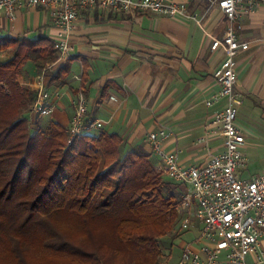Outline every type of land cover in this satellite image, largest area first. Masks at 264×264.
<instances>
[{"label":"crops","instance_id":"crops-1","mask_svg":"<svg viewBox=\"0 0 264 264\" xmlns=\"http://www.w3.org/2000/svg\"><path fill=\"white\" fill-rule=\"evenodd\" d=\"M165 1L186 3L199 20L143 10L83 12L71 31L73 58L61 62L67 67L64 81L46 88L54 105L50 120L68 128L82 91L86 118L105 120L102 128L118 133L126 151H151L160 162L146 137L165 126L173 134L161 139V149L170 153L178 147L182 164L201 163L223 149L212 122L224 100L211 107L205 100L220 87L213 72L223 52L210 45L224 35L228 21L217 6L209 7V0ZM238 21L236 33L249 47L236 56L235 87L242 99L236 121L245 136L241 150L249 162L254 155L264 158V3ZM55 32L45 8H17L13 19L0 12V35L54 39ZM261 163L257 172L262 171L263 159ZM238 176L249 177H243V170ZM260 250L262 257L249 254L247 264H264V237Z\"/></svg>","mask_w":264,"mask_h":264},{"label":"trees","instance_id":"trees-1","mask_svg":"<svg viewBox=\"0 0 264 264\" xmlns=\"http://www.w3.org/2000/svg\"><path fill=\"white\" fill-rule=\"evenodd\" d=\"M0 53L7 55L0 61V247L16 264H31L25 254L34 239L90 264H157L161 238L179 220L173 189L180 183L164 178L151 151H126L116 132L99 128L67 142L68 128L38 119V91L17 77L27 64L36 76L55 64L46 88L64 81L53 38L0 35ZM65 216L90 237L109 226L112 241L96 252L81 248L64 236Z\"/></svg>","mask_w":264,"mask_h":264},{"label":"built area","instance_id":"built-area-1","mask_svg":"<svg viewBox=\"0 0 264 264\" xmlns=\"http://www.w3.org/2000/svg\"><path fill=\"white\" fill-rule=\"evenodd\" d=\"M264 0H209V7L217 6L226 16L228 24L221 38L213 39L211 50L222 49L223 58L213 76L219 81V90L211 94L205 104L209 107L224 100L223 107L215 113L212 124L223 139V149L212 154L204 162L182 164L181 150L165 153L161 139L173 134L163 126L147 134L146 140L152 151L160 158L168 178L184 184L187 192L183 204L194 208V216L185 214L182 228L197 233L181 246L178 261L174 264H247V256L262 257L260 241L264 237V158L262 171L242 178L238 172L247 165L241 150L245 136L238 125V107L242 102L236 90V56L239 50L249 47L236 33L239 18L243 13L256 10ZM22 7H42L49 11L56 32L54 36L58 62L73 58L70 42L71 31L83 12L102 8L116 12L143 10L170 17L199 20L184 2L165 0H0V12L13 19L15 10ZM55 64L47 66L35 77L38 91L33 111L38 116L53 112L54 105L46 89V80ZM82 72L76 75L81 80ZM86 98L79 91L74 114L71 116L67 142L92 129L102 128L106 121L86 118ZM211 124V125H212ZM210 131L208 133H211ZM180 210V209H178Z\"/></svg>","mask_w":264,"mask_h":264},{"label":"rangeland","instance_id":"rangeland-1","mask_svg":"<svg viewBox=\"0 0 264 264\" xmlns=\"http://www.w3.org/2000/svg\"><path fill=\"white\" fill-rule=\"evenodd\" d=\"M6 58L7 55L5 53H0V61L5 60ZM34 75V70L30 67L29 64H27L18 74L17 78L21 83L26 84L31 90H33L35 89ZM51 118V115H46L42 117L38 116V119L42 120L43 122H46ZM94 131H96V129H92L91 132ZM152 159L156 164L157 168L162 171L164 178H167L162 162L156 160V157L154 155ZM262 159L260 154L254 155L249 162L247 161V165L241 169L243 170V177H248L260 173L257 171H260L259 168L262 164ZM173 192L177 195L175 208L178 212L179 220H177V222L173 226V230L171 231V233L161 238V245L163 246V255L157 264H174L176 261H178L181 252V246L184 244L185 241L192 239L197 233L196 228H191V230L188 231L182 228V220L185 214H187V212H189V214L191 213V215L195 217L194 208H187L182 203L183 195H185V193L187 192L186 185H177V187L173 189ZM58 224L60 225L65 237L75 239L76 244L84 249H90L96 252L97 250H99V248H102V244L107 245L110 241H112V239L110 238V228L109 226L105 227V224L103 222H101V226L103 227V229L105 227V229L98 237H90L89 235L79 233V227H77V224L74 222L73 218L68 216L63 217L60 221H58ZM25 256L26 258H28L31 264H90V261L88 259L46 250L42 247L40 239H34V243L27 250ZM0 261L2 262V264H16L13 263V260L9 255L6 254L2 246L0 247Z\"/></svg>","mask_w":264,"mask_h":264}]
</instances>
